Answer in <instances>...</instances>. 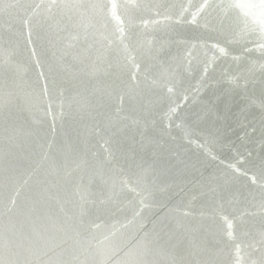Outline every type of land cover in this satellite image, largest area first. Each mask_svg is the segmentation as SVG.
Returning a JSON list of instances; mask_svg holds the SVG:
<instances>
[{
  "label": "water",
  "instance_id": "obj_1",
  "mask_svg": "<svg viewBox=\"0 0 264 264\" xmlns=\"http://www.w3.org/2000/svg\"><path fill=\"white\" fill-rule=\"evenodd\" d=\"M4 2L15 6L0 9V204L15 195L18 206L23 205L53 165L64 163L69 147L94 164L104 163L111 154V166L125 172V156L135 153L151 166L146 206L141 209L140 196L121 190L118 202L108 205L109 213L93 216L100 225L94 231L108 235L109 241L80 259L120 264L143 232H166L173 236L171 241L165 238L167 251L178 260L207 258L202 251L206 248L217 264H235L231 241L238 242L243 231L260 225L264 52L251 43L247 52L240 44H229L227 29H218L210 10H200L204 0H115L129 5L127 12L136 19L131 27L125 9L117 11L130 47L120 54L122 84L110 97L106 91L113 77L104 73L105 65L97 60L95 75L89 68L97 56L117 55L115 46L105 53L107 39L101 37L119 35L120 19H109L105 27L96 25L87 41L65 54L67 36L57 29L59 17L46 19L36 8L46 0ZM148 2L177 7L161 8L160 17L153 10L136 13L130 7ZM181 12L184 22L177 24ZM163 15H172L173 22L163 21ZM23 19H29V27ZM153 19L162 23L153 25ZM88 44L93 45L90 55L84 51ZM128 56L135 61L131 71ZM154 78L159 84L152 83ZM87 97L93 105L82 108V98ZM101 97L103 104L97 107ZM6 128L14 145V171L7 187ZM91 192H97L95 185ZM60 206L57 199L49 202L54 215L60 214ZM65 210L77 211L71 204ZM134 210L141 216L133 219ZM247 212L256 215L240 216ZM126 219L133 222L126 224Z\"/></svg>",
  "mask_w": 264,
  "mask_h": 264
},
{
  "label": "snow or ice",
  "instance_id": "obj_2",
  "mask_svg": "<svg viewBox=\"0 0 264 264\" xmlns=\"http://www.w3.org/2000/svg\"><path fill=\"white\" fill-rule=\"evenodd\" d=\"M15 5L5 3L0 0V9H9ZM132 9L139 13L143 10H153L157 17L161 16V8H175L176 5H165L160 3H135L130 5ZM181 8L183 6H180ZM42 9L46 19H55L57 29L61 33H66L65 48L71 50L76 43L87 41L90 36V29H95L96 25L105 27L109 19H120L117 11L125 9V13L131 21L136 19L134 13H128L129 5H120L115 0H46L45 3L36 5ZM200 10H210L209 16L214 17L219 30L225 28L228 31V43H237L245 52L249 49L247 44L251 43L261 52H264V0H204L200 5ZM199 14V12L197 13ZM183 12L176 17L175 23H183ZM163 21L169 24L173 22L172 15H163ZM195 16L193 17V21ZM87 21V23H85ZM147 25L148 20H142ZM23 25L30 26L29 19H23ZM153 25L162 23L161 19L151 20ZM119 35L114 39H107L105 53H108L115 46L117 55L111 59L106 56H97L92 60L89 74L95 75L99 70L96 68L97 60L105 67L103 71L106 75L113 77V83L106 91V95L112 97L113 92L121 87L119 73L124 67L120 61V54H127L130 45L126 42L129 36L126 35L123 19L116 28ZM95 35V32L92 33ZM151 40L148 41V51H152ZM93 47L88 44L84 49L89 52ZM216 47V45H213ZM224 51V49H221ZM87 59V57H85ZM129 63L128 70L131 71L134 57H127ZM139 68V65H135ZM86 68L88 65L86 64ZM132 79H136L133 73ZM154 85L159 84L157 79H153ZM171 92L172 89L168 88ZM130 92V90H129ZM124 92H121L120 99L123 102ZM114 98V97H113ZM131 98V97H130ZM103 97L96 106H102ZM93 105L91 97L82 98V108H90ZM174 111V110H173ZM51 115V112H49ZM7 123L8 117L5 116ZM250 132L256 129L251 127ZM5 149H4V169L3 180L7 187L12 180L14 171L13 158V136L8 135L9 129H5ZM261 135L264 136V117L261 120ZM112 156L104 163L94 164L89 161L87 155L81 156L74 149L69 147L64 158V163L53 165L48 178L37 183L36 187L28 194L23 205L18 206L16 196L0 204V264H88L87 260H81L80 256L93 253L100 246L109 241L108 235H99L96 231L100 225L95 222L93 216L109 213V204L115 205L118 201L121 190L135 193L140 196V207H145L144 200L150 195L149 180L151 166L138 158L135 153L125 156L128 164V172L123 168L111 166ZM105 165H109L105 167ZM246 174V173H245ZM264 180V162L260 165V177ZM256 178L253 177V183ZM95 185L97 192H91V187ZM259 203L260 225L254 226L242 232L243 239L238 242L233 239L232 246L235 248V264H264V185ZM109 195L105 197L104 193ZM215 196L214 190H210ZM63 194V200L59 197ZM76 197L77 199H73ZM57 199L60 203V214L54 215L49 208V202ZM71 204L77 209L74 213L65 210V205ZM140 210H134L133 219L141 216ZM255 213H240L241 217L255 216ZM236 220V217H233ZM126 219L125 223H132ZM245 221H241V227ZM231 227V225H230ZM141 232L143 227L141 226ZM232 233H229L231 236ZM173 239L170 233L143 232V235L135 245L128 248L124 253V259L120 264H217L211 253L205 248L203 253L207 258L195 260H178L167 251L165 242ZM225 246L229 242H224ZM200 255V253H197ZM103 264V262H101Z\"/></svg>",
  "mask_w": 264,
  "mask_h": 264
}]
</instances>
